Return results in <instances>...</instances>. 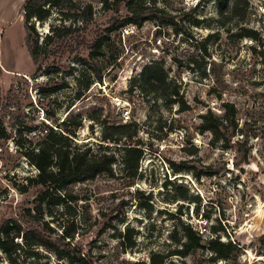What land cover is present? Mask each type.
<instances>
[{
  "label": "rangeland",
  "instance_id": "374dc122",
  "mask_svg": "<svg viewBox=\"0 0 264 264\" xmlns=\"http://www.w3.org/2000/svg\"><path fill=\"white\" fill-rule=\"evenodd\" d=\"M27 1L0 0V226L8 219L34 226L28 211L35 214L44 188L29 182L38 170L21 143L36 144L67 124L78 147L117 161L113 176L72 185L63 192L70 201L44 207L55 237L69 227L72 242L97 264H264V0H240L227 19L217 0H150L182 21L184 33L147 22L109 36L115 20L131 16L128 0H72L62 11L90 5L91 22L74 23L73 36L51 45L38 66L26 46ZM60 19L53 10L37 29L45 35ZM98 38L102 78L86 88L91 72L77 58L88 59ZM147 67L165 71L184 106L145 84ZM230 105L235 117L219 140L201 133L203 116L222 118ZM119 126H129L132 138L111 143ZM125 147L142 150L137 172L123 165ZM186 227L206 230L190 250ZM127 236L134 247L126 250ZM212 239L237 250L217 258ZM40 261L69 264L45 250Z\"/></svg>",
  "mask_w": 264,
  "mask_h": 264
},
{
  "label": "trees",
  "instance_id": "16d2710c",
  "mask_svg": "<svg viewBox=\"0 0 264 264\" xmlns=\"http://www.w3.org/2000/svg\"><path fill=\"white\" fill-rule=\"evenodd\" d=\"M220 4V17L227 19L230 16H236L240 10V0H217ZM72 0H28L25 4V28L27 32L26 46L33 63L38 66L42 58L46 57L48 48L51 45H59L70 39L75 29L76 23L88 25L91 22L93 11L92 6L88 5L82 11L70 15V10L65 12L64 6ZM131 16L125 20H115L114 24L106 32L109 36L113 32L121 30L127 25L143 27L147 22H156L163 26L172 27L177 34H183L182 21H176V17L166 13L159 8L154 1L150 0H128ZM53 10L60 12V24L51 25L47 34L38 31L37 25L43 26L52 16ZM80 10V9H79ZM73 22L72 24H67ZM75 23V24H74ZM199 23H194L197 26ZM244 37L254 38L253 35ZM101 40L98 38L91 46L89 58L79 56L77 60L88 68L91 72L86 88L92 85L94 79L101 80L102 71L98 63V58L104 55ZM60 47V46H58ZM145 84L153 92L159 93L169 105L184 106L185 103L180 100V91L176 87L170 91L168 76L162 68L147 67L142 73ZM54 88L51 92H56ZM183 104V105H182ZM224 117L212 118V115L203 116L204 123L201 133L210 132L219 140L222 130H228L227 125L235 117V109L232 105L227 106ZM183 110H187L184 109ZM232 123V122H231ZM77 127H80L78 124ZM129 126L113 127L115 135L111 143L120 144L122 139H130L132 136L128 133ZM74 133L67 124L59 131H52L42 141L34 144L27 140V144L21 143L25 151V157L31 165L38 170L35 179L29 182L39 185L44 190L39 194L36 201L35 214L28 211V218L34 223L31 228H26L18 220L8 219L0 226V264H44L40 261V252L42 250L53 253L56 257L66 260L69 264H97L93 262L88 255L83 253L71 240L72 233L69 227L63 226L61 235L55 237V230L51 225L53 222L44 219V207L49 208L60 206L73 198L68 193H63L68 187L92 181L97 177L106 174L113 176V165L117 159L115 154L98 153L91 147H78L72 137ZM105 140H110L105 137ZM123 165L126 169L137 172L142 158V150L135 147L123 148ZM183 169H177L181 172ZM135 174L132 177H135ZM52 214V213H51ZM213 227L214 231H223V229ZM187 237L190 243L186 245L187 250L197 246L202 241V236L194 232L191 227H186ZM128 229L126 233H130ZM128 244L126 250L134 247V242L130 236H127ZM125 244V243H123ZM210 250L217 258L228 259L237 250L232 242L224 243L218 239H212L209 243Z\"/></svg>",
  "mask_w": 264,
  "mask_h": 264
},
{
  "label": "built area",
  "instance_id": "2783aa9c",
  "mask_svg": "<svg viewBox=\"0 0 264 264\" xmlns=\"http://www.w3.org/2000/svg\"><path fill=\"white\" fill-rule=\"evenodd\" d=\"M123 118H124V120L130 118V111H126V112L123 114ZM198 232H199V235H200V236L204 237V236H205V232H206V230H205L204 228H201Z\"/></svg>",
  "mask_w": 264,
  "mask_h": 264
}]
</instances>
